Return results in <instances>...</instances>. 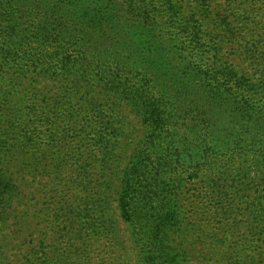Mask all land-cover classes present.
Listing matches in <instances>:
<instances>
[{
    "label": "trees",
    "instance_id": "obj_1",
    "mask_svg": "<svg viewBox=\"0 0 264 264\" xmlns=\"http://www.w3.org/2000/svg\"><path fill=\"white\" fill-rule=\"evenodd\" d=\"M248 1L234 10L258 15L250 21L237 12L232 16L219 12L213 21L226 34L223 42L229 37L231 44L242 48L237 49L238 55L247 57L243 77L259 75L264 84V6L258 0ZM206 2L197 1L188 18L186 5L177 6L174 0H0V100L4 101L0 106L6 111L0 115V124L9 134L21 131L17 141L23 150L34 147L45 155L44 144L37 145L44 138L34 139L23 115L17 119L8 108L17 74L22 81L30 79V74L50 80L66 76L79 87L92 76L110 83L125 79L141 84L134 100L146 104L143 118L153 132L128 216L139 254L158 259V264H171L170 231L179 221L166 210V198L156 195L148 172L153 180L163 174L176 180L172 190L206 175L210 188L221 195L227 191L226 181L214 175L234 166L246 150L247 154L261 151L264 162V103L256 100L258 86L236 82L239 72L229 67H210L207 60L216 65L222 50L214 41L211 56H206L203 25L195 19L211 12ZM25 90L24 95L32 92ZM37 96L39 100L47 97ZM37 110L38 102L32 111ZM217 114L225 125L219 124ZM35 115L40 133L46 125L57 123L50 116ZM49 140L48 149L61 142L55 135H49ZM97 145L94 158L104 151L102 137ZM260 182L264 185V177ZM16 189L15 180L0 172V217L9 199L6 190ZM83 214L81 224L97 235L114 232L115 226L99 217L88 223ZM52 238L47 231L43 241ZM258 254L264 257V247ZM60 256L69 259L65 251L54 257ZM49 257L48 251L32 249L27 259L29 264H52Z\"/></svg>",
    "mask_w": 264,
    "mask_h": 264
},
{
    "label": "rangeland",
    "instance_id": "obj_2",
    "mask_svg": "<svg viewBox=\"0 0 264 264\" xmlns=\"http://www.w3.org/2000/svg\"><path fill=\"white\" fill-rule=\"evenodd\" d=\"M197 1L204 0H174V4L186 5L183 10L189 18ZM206 1L211 12L195 17L203 25L206 56H211L214 41L222 50L216 65L207 62L211 68L239 72L235 81L257 85L256 100L264 103L260 76L243 77L247 57L238 55L237 49L242 48L231 44L229 37L223 42L226 34L213 21L219 12L231 16L237 12L245 22L258 15L235 12L236 6L248 0ZM258 1L264 6V0ZM32 75L25 81L16 75L17 87L9 90L8 108L17 119L23 115L34 139L44 138L37 145L44 144L45 155L34 147L23 150L17 141L21 131L9 134L0 124V172L17 186L14 191L6 190L9 199L0 217L1 264H29L32 249L48 251L52 264H158V259L139 254L128 216L153 132L143 118L146 104L134 100L141 84L125 79L110 83L92 76L79 87L66 76L50 80ZM25 88L32 92L24 95ZM41 93L47 97L39 100ZM36 102L39 110L33 112ZM4 108L0 106V115L6 113ZM33 113L50 116L57 122L55 127L46 125L40 133ZM215 118L225 125L219 114ZM49 135L61 141L55 148H46ZM101 137L104 151L94 158L92 151ZM248 151L235 159L234 166L214 175L226 181L227 191L221 195L210 188L206 175L186 179L180 189L172 190L176 180L166 174L153 180L147 173L156 185V195L166 198V210L179 221L170 231L171 264H264L258 254L264 247V185L260 182L264 162L261 151ZM82 211L88 223L99 217L115 226L114 232L97 235L89 225L81 224ZM47 231L53 238L44 243ZM55 245L59 249L54 252ZM62 251L69 259L54 257Z\"/></svg>",
    "mask_w": 264,
    "mask_h": 264
}]
</instances>
